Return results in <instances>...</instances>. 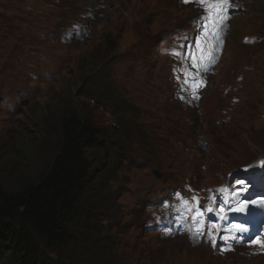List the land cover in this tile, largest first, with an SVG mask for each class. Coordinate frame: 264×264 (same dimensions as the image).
I'll return each mask as SVG.
<instances>
[{"label":"rangeland","instance_id":"obj_1","mask_svg":"<svg viewBox=\"0 0 264 264\" xmlns=\"http://www.w3.org/2000/svg\"><path fill=\"white\" fill-rule=\"evenodd\" d=\"M142 2L143 0H106L105 9L107 12L98 23L97 27H94L90 39L87 41H81V43H76L72 47L66 49L50 45L44 36L41 35L40 31L46 33L47 31L53 30L54 26L57 25L53 20H49V23L44 20L35 22L38 32L37 34L32 35L34 44L40 42L42 43V48L49 51L48 54L62 57L65 61V69L63 73L51 84L47 85L45 83L46 81L43 83H33L32 85L36 88V93L38 94L28 104L25 103L20 107H16V105L9 107L10 105L6 104L8 111L0 112V146L19 142L18 148L23 149L19 151V157L15 156V160L20 157L23 158L21 155L25 153L26 156L28 155L32 160H38L37 163H34L33 161H31L32 163H29L27 160L25 163H19L18 166L16 165L12 169L10 168L11 170L7 168L3 173L6 174L5 177H9L12 180L9 184L24 183L25 181L23 180L25 177L29 176V172L33 169L32 165L34 168L36 166L41 167L43 163H40L39 161L42 159L44 160V155H47L56 149V141L58 139L57 135L54 134L53 131V129L56 128V126H53V123H55L57 119L64 117L67 110L76 113H80L82 111V113L90 114L91 117L94 118V124L97 128L104 131L106 135H110L112 130L115 131V127L121 128L122 125H126V127H135V129H132L133 131L129 133H125L123 131L125 137L129 136L128 140L134 138L140 141L137 146L139 148L137 151L139 152H134L133 155L130 156V163L136 162L138 158H140V160L137 161L138 163H143L149 159L150 161L152 160L154 166H156V160L161 165L164 174L167 175L166 180L163 181L158 178H153L150 172L143 171L138 173L141 176V178H138L139 182L134 187H130L129 180L131 178V172L127 171L128 168L124 167L125 171L118 172L117 174L114 166L112 167L111 164H106L105 167L107 165L112 167V169L108 172L105 167L102 170V173L107 172L108 176L113 175L114 181H111L110 189L116 191V193L120 192L119 196L122 195L124 190H126V192H131L129 195L126 194V196L128 195V198L123 197L126 198V200H121L120 197L118 198L116 202L117 206H114L115 210L121 212L122 209H127L131 203L135 205L137 203L136 197L140 195L136 193L139 187L151 190L154 188L160 189L162 187L168 188L167 183L172 179H175L182 174H187L189 176L187 171L190 170V167L189 160H185L186 155L181 153L178 149H170L171 146H166V143H175V141L181 140V138L175 130V123H172L171 125L172 130L169 131V133H166L165 114L173 118V113L167 110L163 102L157 97L159 86L156 82L158 80L155 77L149 78L146 84L145 79L131 76L140 63L138 57L136 56V47L143 41L144 37L152 35H145L144 32H147L150 27H157L160 32L166 30L163 28L161 21H153L149 24L150 21L147 20L144 11V4ZM262 3L261 4L264 5V2ZM2 6L3 5L0 3L1 15H10V13L1 11ZM15 8L17 10L16 15L19 17H29V14L25 13L27 9L21 8L20 5ZM18 9L22 10L23 13H18ZM9 20H12L11 23L16 21L12 16ZM0 27L4 33H15L12 30H7L8 28L5 23L2 25L1 18ZM19 27L21 29L16 32L26 34V31L23 29V25ZM257 32L264 35V24L257 29ZM26 39L27 37H25V40ZM7 40L11 41L12 37L9 36ZM20 48L16 49L12 53L11 57L15 58L17 56V51H19ZM36 48L39 49L37 46ZM257 49V53L254 55L253 52L249 53L242 51H239L238 55L228 53L227 58L221 66V72H228L230 68L240 71L242 69L241 65L245 66L248 63L254 62L255 65H257V69L256 72H254L248 79L250 82L246 83V95L250 105H253L254 107H263L261 102L262 98L260 97L261 90L255 84L261 85L264 81L262 79V76H264V43L257 46ZM4 51H6V49H3L0 53H3ZM261 51L263 53V57L259 58L258 62L254 59V56L259 54ZM139 54L141 55L143 52H139ZM4 59H6V57H0V77L9 73V69L2 64ZM103 60L113 62L112 80L114 85H112L111 88L114 90L108 91H114L117 96L116 98H119V102L126 103L127 106H129V113L126 111L125 114H121L123 119L113 116V114L110 113L109 107H106L104 103L98 104L95 101L96 99L93 100V94L90 92L91 87L89 85H85V81L83 80L84 76L94 73L97 70V66ZM161 64L164 65L165 69L167 68V63L165 61ZM144 66L147 65L144 64L142 67ZM224 80L225 79L221 82ZM83 82L84 85L82 84ZM4 83H7V80L4 78L0 79L1 88ZM102 87V89H106L105 86ZM261 87L264 89V85ZM144 90L149 91V93L147 92V94H145ZM95 95L97 100L99 98L102 100L100 97L101 95L96 93ZM131 112H135L136 115L130 114ZM138 116H140V119L136 118ZM6 118H11L10 124L7 121H3ZM130 121L131 123L129 124ZM133 122H135V125H133ZM257 124L262 125L261 122H258ZM225 125L227 126V124ZM152 126H154L156 131L152 130ZM111 127L114 129H111L110 131ZM145 127L149 132L148 135L146 131L142 132ZM120 128L119 132L121 133ZM57 129L59 128L57 127ZM172 131L174 132V135ZM135 134H139L138 137H135ZM172 135L173 137L170 138L169 136ZM113 140L117 141L116 144L120 143L118 139ZM128 140L124 143L121 142L123 145V151L118 152L119 154H123L121 155L122 162L120 165L125 163L124 158L126 157V154L129 153V149H131L129 145H127ZM144 140H147V142L145 143ZM258 142H262V140L260 139ZM251 145L252 141L250 140L245 143L237 144L236 147L239 150L247 151ZM144 149L145 153H143ZM3 150L4 149L0 151L1 161L10 157H7V150L4 152ZM110 152L115 155L117 153V149H112V143L110 144V149L108 150V153ZM146 152H150L151 154H146ZM113 155L111 157L109 155L112 160H114L112 158ZM183 162L187 163L182 165L183 168L180 169V164ZM205 167L207 170H204L203 172L207 173L209 170L208 163H205ZM164 174L163 176H165ZM97 177V180L92 179V183L88 189V191L90 190L89 193H99L100 191H105V183L100 181L99 174H97ZM97 184L99 185L97 186ZM119 188H121V190H119ZM136 194L137 196H135ZM90 196L91 198L96 197L94 194H91ZM93 201L95 200L93 199ZM92 204L93 202L88 203L87 205H91L92 207ZM93 209L96 212L99 210V212L95 214L99 230L103 232L105 224H108V226L117 225V227L113 228L116 232L114 234V241L111 243L114 244L115 242L117 244L116 248L114 249L112 247L114 245L109 243L115 251V255L123 258L124 264H130V262H134L136 264L138 259L142 257V245H149L153 242H150V239L147 237H139L138 240L132 239L133 241L128 242V240H131L129 238L130 236L127 235L128 233L121 225L118 224L121 223V218H123L122 215H116L114 212L107 214V212H103V209H97V207H94ZM137 210L138 208L136 211ZM128 220L131 222L133 219L128 218ZM78 222H82L80 217H78ZM126 230L133 232V229L130 228H126ZM175 246L179 247L178 245ZM119 250H122L123 253H119ZM111 251L106 250V254L108 255ZM173 251L175 252V250ZM103 259L104 257H102V261ZM172 259H175V256ZM153 262L155 264H159V259H154ZM163 264H166V261L163 260Z\"/></svg>","mask_w":264,"mask_h":264},{"label":"trees","instance_id":"obj_2","mask_svg":"<svg viewBox=\"0 0 264 264\" xmlns=\"http://www.w3.org/2000/svg\"><path fill=\"white\" fill-rule=\"evenodd\" d=\"M104 61L83 80L85 84H92L90 92L93 100L96 99L98 104L104 103L110 113L114 112V115L123 119L121 114L126 111L129 113L130 110L126 103L119 102L114 92L107 90H111L113 84L110 76L104 73ZM102 86L106 89H102ZM95 93L101 95L102 100H97ZM130 114L136 115L135 112ZM53 126H56L53 131L58 139L56 149L44 155V160L39 161L43 163L41 167L34 168L32 165L33 169L23 180L24 183L9 184L12 180L5 177L3 172L27 160L29 163H37L38 160H32L25 152L21 155L23 158L15 160V156L19 157V151L23 149L18 148L19 142L0 146L3 152L7 150V157L10 156L0 160V164H3L0 165V264L105 263L102 261V248H96L103 245L104 233L95 239V230L89 224L88 235L79 228L78 217H86L83 209L90 195H96L94 200H97L101 194V191H88L90 180L95 177L89 152L102 146L106 136L96 127L91 115L82 111L76 113L67 110L66 115L57 119ZM132 129L133 126L122 125L121 133L113 135H117L116 139L124 143L129 139V136H124V132L129 133ZM107 172L99 174L100 181L105 185L114 181L113 175L108 176ZM116 199L117 195L113 194V206L108 199L100 200L106 202L99 204V208L111 214ZM93 208H88L90 218L95 212ZM107 262L115 264L110 257Z\"/></svg>","mask_w":264,"mask_h":264},{"label":"bare ground","instance_id":"obj_3","mask_svg":"<svg viewBox=\"0 0 264 264\" xmlns=\"http://www.w3.org/2000/svg\"><path fill=\"white\" fill-rule=\"evenodd\" d=\"M75 1L83 2L84 0H47V2L50 3V8L44 7L43 11L45 13L43 11H39V12L34 11L32 14H29L28 18L26 17L28 19L27 23L29 26L27 27L28 31L24 30V31H26V34H24L25 37H27L28 40L33 41L32 35L37 34V32H38L37 28H36L37 26L35 25V22L36 21L39 22V21L44 20L43 17L46 16V17L50 18L49 20H53L54 23L56 24V19H54L55 17L52 15L53 14L55 15L58 13L62 14L63 13L62 10L65 11L64 13L67 15V17L63 18L62 16H60L59 19L61 22L64 20H66L68 23H70V21H73V24L77 23V24H84L82 26L86 25V27H87L86 30H94V27L95 28L97 27L98 23L101 21V19L103 18V16L107 12L106 9H101L102 7H97L95 4H91V7L87 8V9H89L88 10L89 12L88 11L83 12V14L81 15V14H78L77 10L78 9L82 10L84 7H86V1L87 0H85L81 5L76 3ZM101 1H103V0H101ZM255 1H258V0H255ZM72 3L75 4L76 7L72 6V8H71L70 5H72ZM261 3L262 2H257V3L255 2V4H252L251 7L248 6V8H246L242 11L243 14L248 16L249 12H256L257 10H259V15H262V12L264 11V5H262L263 3L262 4ZM64 6H67V8H65ZM238 9H239V7L236 8V10H238ZM73 15H76V16H73ZM96 17L98 19H96ZM100 17H102V18H100ZM30 20L32 22H30ZM33 23H34V26H32ZM229 24H230V29H231L232 33H237V34L249 33L250 35H253L255 33L252 31H248L247 29L234 28L231 25V23H229ZM57 26L58 25H55L53 30L47 31L46 33L42 32V31H40V32H41V35H43L44 38L49 42L50 45H52L54 47H60L61 49H66V48L72 47L76 43H81V41H87L88 39H90L91 34L93 32V31L87 32V33L83 32V34L78 36L79 38L73 39L69 43H65L66 40L56 38V36L58 37L62 34V29L58 32ZM165 31L166 30H163L162 32H165ZM61 41H64V43H61ZM205 44H207V43H205ZM238 44H244L247 47L248 46L251 47L250 42H245L243 40L238 42ZM250 47H248L249 50L251 49ZM136 48H137V53H136L137 55L136 56L138 57L140 63L138 65V67L136 68V70L131 74V76H133V77L136 76L137 78L145 79V83L149 80V78L155 77L158 80L156 83L159 86V93L161 94V95H158V99H160L163 102V100H162L163 97H166V96L171 97V95L173 94V91L175 89V85H174V82L170 80L171 75H170L169 70H166L167 68L165 69L164 65L161 63L165 61V62H167L168 66L170 68H172L176 65H179L183 61H185L187 59V57H184L182 55V52L180 50H176L174 48L173 44L170 43L164 37H162L161 40L159 41V38L154 37L153 35H147L146 37H144L143 41ZM25 51H27V50L24 48H20L19 51H17V56L15 58L20 59V61L23 63H29V65H33L32 59L27 58L28 53H26ZM215 51L217 53H215ZM139 52H143V54L140 55ZM218 52H219L218 49H216V50L212 49V53H211L210 58L214 59V61L212 62L213 66H216L215 65L216 63H214V62H215V60L218 59ZM249 53H252V51H249ZM34 54L36 56V65L38 66V68L35 66V72H34L35 75L41 76V77H43V79L45 78L46 74L49 75L48 79L52 77L51 80L46 81L47 85L51 84L54 80H56L63 73V71L65 69V61L62 57L54 56V55L48 54L46 52H39V49H37V48L35 49ZM144 64H146L147 66L142 67ZM112 65H113V62H108V60L104 61V68H105L104 73H106L110 76L111 83L114 85V82L112 80V72H113ZM218 65H220V63ZM253 66L254 65H252V68H253ZM204 69H206V66ZM38 70H41V72H39ZM180 71H184V70H180ZM216 76L218 78L215 80V85L221 83V81L223 79H226V78L229 79L230 81H236V79L234 77L228 78L229 74L226 71L218 72L216 74ZM151 80H153V79H151ZM200 81H201V79H200ZM36 83H39V82H36ZM111 83H109V84H111ZM91 85L92 84H89V86H91ZM162 86H166L165 88H168V91L165 95H163ZM201 87L202 86L200 84L197 85V88L195 89V91L201 92V90H200ZM235 88L240 89V93H238L239 96L242 97L244 95L247 97V95H246L247 94L246 83L239 82V83H236L234 85H225L224 86V89L226 92L229 90L235 89ZM107 90H110V88H108ZM111 90H114V89L111 88ZM189 91L190 90H187V91H185V93H187ZM4 93H5V90L2 89V94H0V97L2 95H4ZM37 94L38 93H36V88H34V86H33L32 90L29 93V98H28L26 104L31 102L37 96ZM227 95L225 94V96L221 102L222 104L225 101ZM5 96L8 98L7 101H5V103H9V102L14 100L13 97L11 96V88H8ZM207 96H210V95L207 94ZM235 99H234L233 103L235 105H237L238 102H236ZM174 100H175V98H174ZM228 100H231V96L228 97ZM195 102H196L195 97L192 98L191 101H188L187 104H182V103L180 104L179 102L176 103V101H172V100L163 102V104H165V103L167 104V110H169L171 113H173V119L175 120L174 121V123H175L174 127H175V130H176L178 136H180L181 140L185 139L186 140L185 142H189V143H192V141H194L196 139L202 140L203 141L202 142L203 147H205L207 149L212 145L211 141H218L219 143H225V142L230 141L229 139H224V138H221L219 136L221 131L226 128L225 124H226L227 114H232V108L230 107V103H229V105L226 106L225 109H223L221 114H217V117L215 119L211 120L210 124H208V125L203 124L199 130H196V126H193L192 129H187L185 131H183L181 129L182 124H183L184 119H185L187 114L184 113L183 110H181L182 114L179 113L178 110L180 108V105H185V106L187 105L189 107H192V106H194ZM212 104H213V102H210L208 104L207 113H211V112L213 113L214 112V111H212V108H211ZM222 104H219V107H221ZM15 105H16V103H15ZM253 107L254 106L250 105L248 102H245V103L241 102L236 106V109H234L233 111L236 112V114H242L244 110H248V112L251 113ZM216 112H214V113H216ZM214 113H213V115H215ZM188 115L191 116V115H197V114H188ZM246 115L248 118H250V115L257 116V114H246ZM113 116H116V115L113 114ZM136 118L140 119V116H138ZM258 122H259L258 119H256L255 124H257ZM261 123H262V125H264L263 122H261ZM133 124L135 125V123H133ZM116 125H117V122H116ZM249 125L250 124H248V123H246L244 125L245 130H247ZM119 128L115 127V131L112 130V132L113 133L119 132ZM111 129H114V128L111 127L110 131H111ZM134 129H135V127L133 128V130ZM145 131L147 132V135H148L147 129H144L142 132H145ZM167 133H169V132H167ZM113 136L115 139L117 138V135H113ZM109 141H110V139H108V136H106V141H105L106 143L114 144L116 142V140H112V142H109ZM176 142L177 141H175V143ZM121 155H123V154H121ZM121 155H119L120 157L119 156L116 157L118 159V161L116 159L113 160V162L111 163L112 167L114 166L116 168L117 166L120 165V163L122 162ZM234 161L236 162L235 159H234ZM102 163L103 164H101L99 167H101V166L105 167V165L107 164L105 161H102ZM101 170H103V168H101ZM100 173L101 172L99 171L98 174H100ZM190 188L196 189V185L192 184V186H190ZM113 194H115V196L117 195V199L115 200V205L117 206L116 202H117L118 198L120 197L119 196L120 192L116 193V191H114ZM170 198L175 199L173 197H170ZM140 210H141V207H140V209L138 208V210L137 211L135 210V211H136V213L141 214ZM144 214H146V213H144ZM159 214L167 215L168 213H166V211L163 210ZM136 219L138 220V218H136ZM157 219H159V223L161 225H158V227H154L155 226L154 223H151L149 228H148V231H149L151 238L150 237H147V238L150 239V242L155 241V238L157 237V235H160L162 229L164 228V226H166V221L163 217H160ZM252 222H255V221H253V219H252ZM138 229H140V228L138 227ZM153 230H155L154 233H153ZM182 231H184V229H182V228L178 229L176 231L177 235L179 233H181ZM254 231H255V229L251 230L247 236H250ZM248 245L249 244H244L243 246L235 247L234 250L238 254L240 252L244 253L247 250H249V248L251 247ZM199 247H200V245H199ZM199 247L197 249H199ZM202 247H204V245ZM153 258L159 259L157 256H154ZM176 258H178V256H175V259ZM261 261H264V254H261L260 257L256 258L252 264H256V263L261 262Z\"/></svg>","mask_w":264,"mask_h":264},{"label":"snow or ice","instance_id":"obj_4","mask_svg":"<svg viewBox=\"0 0 264 264\" xmlns=\"http://www.w3.org/2000/svg\"><path fill=\"white\" fill-rule=\"evenodd\" d=\"M211 10V9H210ZM253 204H256L257 202L256 201H253L252 202ZM260 206L262 208H264V202H260ZM248 207L247 203H241L240 206L236 209L237 211H244L245 208ZM224 211V209H220V212L222 213ZM234 228H236L237 230L243 232V231H246V229L238 226V225H235Z\"/></svg>","mask_w":264,"mask_h":264}]
</instances>
